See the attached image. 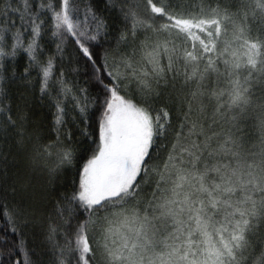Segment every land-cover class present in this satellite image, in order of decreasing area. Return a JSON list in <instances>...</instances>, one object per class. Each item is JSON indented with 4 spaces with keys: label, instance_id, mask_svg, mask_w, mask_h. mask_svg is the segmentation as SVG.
Instances as JSON below:
<instances>
[{
    "label": "snow or ice",
    "instance_id": "snow-or-ice-1",
    "mask_svg": "<svg viewBox=\"0 0 264 264\" xmlns=\"http://www.w3.org/2000/svg\"><path fill=\"white\" fill-rule=\"evenodd\" d=\"M14 2L16 7L0 10V41L6 31L14 41L11 53L0 47V57L15 56L27 32L31 42L24 51L35 62L41 17L51 14L53 34L75 37L95 64L86 43L98 41L107 26L91 5L81 12L83 0ZM108 4H119L124 20L131 21L118 43L141 30L145 39L107 71V83L100 80L102 102L58 82L56 125L65 123L69 97L80 123L90 118L94 104L101 117L98 142L79 170L78 188L57 203L62 244L61 226L48 228L53 264H264V240H257L264 228V0ZM8 12L18 13L19 27ZM52 67L49 60L43 68L42 94H48ZM106 67L105 57L97 71ZM0 69L7 71L3 64ZM125 81L137 83L144 97L140 103L128 98ZM161 82L181 84L175 126L167 106L153 108L150 102L160 95L154 85ZM8 98L0 88V131L14 132L17 147L30 151L36 166L71 163L67 144L34 138L27 116L5 105ZM249 120L255 139L240 127ZM81 134L88 135L86 129ZM5 211L16 214L0 204V215Z\"/></svg>",
    "mask_w": 264,
    "mask_h": 264
},
{
    "label": "trees",
    "instance_id": "trees-1",
    "mask_svg": "<svg viewBox=\"0 0 264 264\" xmlns=\"http://www.w3.org/2000/svg\"><path fill=\"white\" fill-rule=\"evenodd\" d=\"M140 2V0H133ZM108 0H83L80 3L81 12L85 5H91L93 10L106 24L98 41H89L86 46L93 55L95 64L90 61L75 42V37L66 34H56L54 22L49 16H42L45 21L41 35L36 37L38 47L35 50L37 60L32 61L29 54L24 51L31 42L29 33H24L23 44L16 50V55L11 54L0 57L7 71L0 69V88L8 95L4 101L6 106L12 108L13 113L22 112L27 116L26 127L34 138H39L41 143L55 142L57 139L65 142L73 152V160L56 167L55 161H49L47 166H36L31 160L30 151H24L17 147L14 132L4 128L0 131V204L7 209L16 212L9 215L5 211L0 215V264H25L30 260L32 264H53L55 257L50 244L47 242V233L50 225L61 226L59 242L63 243V226L56 215L57 203L60 199L74 192L79 184V170L87 159L93 154L98 142V124L101 110L98 105L89 108V119L80 123V114L73 108L70 97L65 100L67 115L65 123L56 125V103L60 80H63L72 93L84 96L91 100L104 99V87L100 83L108 82L107 71L119 63L121 56L130 54L134 48H138L145 39L143 31H138L136 37L129 36L128 42L119 41L122 32H128L131 21H125L119 12V4L111 7ZM9 5L16 7L14 0H0V10L7 11ZM16 26L19 27L18 13L8 12ZM3 18V17H0ZM5 29L7 25L3 26ZM15 28L12 32H15ZM14 41L10 34L5 32L4 41H0V47L11 53ZM107 58V67L99 68ZM139 58V57H137ZM52 61V73L49 77L48 94H42L43 68L47 62ZM166 63V60H162ZM27 69V72L25 71ZM121 71H124L121 68ZM171 74H169V78ZM124 92L133 102L140 103L144 97L139 92L135 81H125ZM4 85H8L4 88ZM123 87V86H122ZM159 96L151 98L153 108L167 106L172 115L173 125L177 123L180 115L182 98L181 84L161 82L154 85ZM85 90L83 92L79 90ZM124 92L121 94L123 95ZM59 127L60 132L56 131ZM243 134L253 139L258 135L254 124L249 120L241 123ZM86 129L88 135H82L81 130ZM71 134V138L67 137ZM168 141H164L166 146ZM162 146L158 151L163 154ZM155 155V153L153 154ZM55 168L54 171H49ZM18 210V211H17ZM75 223V220L72 221ZM257 240H264V228L260 229Z\"/></svg>",
    "mask_w": 264,
    "mask_h": 264
}]
</instances>
